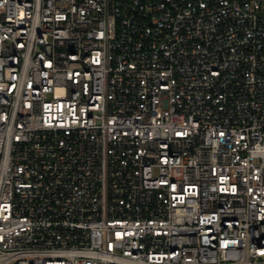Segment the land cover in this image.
Returning a JSON list of instances; mask_svg holds the SVG:
<instances>
[{
  "label": "built area",
  "instance_id": "1",
  "mask_svg": "<svg viewBox=\"0 0 264 264\" xmlns=\"http://www.w3.org/2000/svg\"><path fill=\"white\" fill-rule=\"evenodd\" d=\"M0 264H264V0H0Z\"/></svg>",
  "mask_w": 264,
  "mask_h": 264
}]
</instances>
